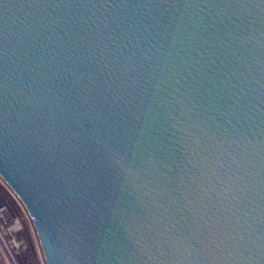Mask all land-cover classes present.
I'll return each mask as SVG.
<instances>
[{
	"label": "water",
	"instance_id": "1",
	"mask_svg": "<svg viewBox=\"0 0 264 264\" xmlns=\"http://www.w3.org/2000/svg\"><path fill=\"white\" fill-rule=\"evenodd\" d=\"M0 180L46 264H264V0H0Z\"/></svg>",
	"mask_w": 264,
	"mask_h": 264
},
{
	"label": "rangeland",
	"instance_id": "2",
	"mask_svg": "<svg viewBox=\"0 0 264 264\" xmlns=\"http://www.w3.org/2000/svg\"><path fill=\"white\" fill-rule=\"evenodd\" d=\"M34 237L37 236L32 229L29 216L0 180V264H14L16 259L17 263L23 264L18 250L21 252V249L27 245L32 247V253L37 254ZM35 261L41 264L37 255Z\"/></svg>",
	"mask_w": 264,
	"mask_h": 264
},
{
	"label": "flooded vegetation",
	"instance_id": "3",
	"mask_svg": "<svg viewBox=\"0 0 264 264\" xmlns=\"http://www.w3.org/2000/svg\"><path fill=\"white\" fill-rule=\"evenodd\" d=\"M31 226H32V229H34L32 223H31ZM34 240H35V243H36L35 249L37 251V254L36 253L34 254V253L31 252L32 247H29L30 245H27V246H24V247L22 246L23 248L21 249V252H19V250H18V253H19V255H21V258H22L21 262L23 264H38L35 261V258H36V255H37L39 257V260H40L41 264H46L45 258H44L43 254H42V251H41L39 240H38L37 237H34ZM25 248L29 249V250H26ZM17 261L18 260L16 259V262L14 261L13 263L14 264H18L19 262L17 263Z\"/></svg>",
	"mask_w": 264,
	"mask_h": 264
}]
</instances>
